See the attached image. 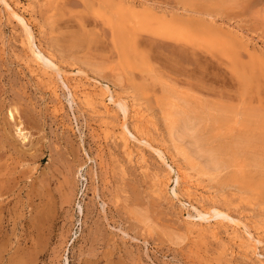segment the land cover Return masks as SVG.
Here are the masks:
<instances>
[{"label":"rangeland","instance_id":"374dc122","mask_svg":"<svg viewBox=\"0 0 264 264\" xmlns=\"http://www.w3.org/2000/svg\"><path fill=\"white\" fill-rule=\"evenodd\" d=\"M4 1L33 42L0 0V264H264V174L204 171L167 104L172 87L264 126V0H115L139 17L117 31L95 0Z\"/></svg>","mask_w":264,"mask_h":264},{"label":"bare ground","instance_id":"6f19581e","mask_svg":"<svg viewBox=\"0 0 264 264\" xmlns=\"http://www.w3.org/2000/svg\"><path fill=\"white\" fill-rule=\"evenodd\" d=\"M3 2L10 9L12 16H14V18H16L22 24V26L25 29V33L27 32L26 36H28L27 38L29 40V43L32 44L33 36L31 34V29L28 22L29 20L27 21L25 17H23L20 14V12L17 13L18 11L16 12L15 10H13L10 7V3L7 4V2H5L4 0ZM182 2H184V0ZM5 4L3 5L5 6ZM91 7L93 8V11H95V13H97L98 15L104 18L106 17L107 21L109 23H112L111 25H114L113 27H115L116 31L119 29V24L120 27L124 28L125 19L127 20L130 19L131 22H134L135 19H139V17L134 12H129L128 14L126 12L123 13L122 7L119 6V4L115 0H95V2L92 3ZM141 19L147 22V24L150 25V27L153 29L154 33L158 35L167 36L179 42H189L191 44H194L196 47L200 46L202 42L207 43L206 41L208 39L203 38L202 36V34L204 33L200 34L201 32L200 33L193 32L188 26H183L181 24L182 22L179 23L178 21L170 22L166 20H159L158 18H155L148 14L142 16ZM195 29L197 28L195 27ZM201 38L202 41H199V39ZM209 43L210 42H208V44ZM32 52L33 54H35L37 58L41 59L42 51L37 45L35 46V49ZM79 82L81 83V81ZM103 87H101L102 89L99 90L101 91L100 93L99 91L98 92L95 91L96 93H94V95L96 94L100 99L103 96V94H107L106 96L109 97V100L110 101L113 100L114 94L113 91L110 89V87L108 85H106L105 88ZM108 92H110V94H108ZM83 93L85 94V92ZM169 98L170 99L168 100L167 104L169 105L168 107H170L172 113H169L168 120H169V128L171 130L172 140L183 144V146L185 147V149H187V152L190 154V156L195 158L196 160L198 159V161L201 162L200 164H202V168L204 169V171L217 173L219 171L221 172V170H230L231 171L230 173L233 172L232 174L233 177L241 179L247 173L246 169L248 170L249 166H254L256 168H259L260 172L264 174V130L262 128L264 126L260 125L261 121H257L260 117L256 120L252 115L254 113L253 112L252 114L248 113L249 112L248 110L247 112L246 111H235L234 113L232 112L230 119V115L226 113L225 111L226 109L224 110V108H227L228 106L227 107L223 106L224 108H220V109L215 108L216 112H214L213 108L208 106L207 104L205 103L203 104L201 102L199 103L198 100L196 102L195 101L196 99L194 97L188 95L187 93L182 94V92L180 93L176 92V90L174 91L172 87H171V91L169 92ZM88 101L91 102L90 99ZM116 102L118 104L117 108L122 110L124 114H127L126 105L120 102L119 100ZM234 118H235L234 124L238 125L239 127L237 131L238 132L242 131L244 132L243 134H241L242 132L240 134L239 133L234 134L233 130H231V123L229 124V122ZM124 125L126 126V124ZM125 126H123V128ZM221 136L222 137L224 136V138L227 137L226 138L227 141L226 140L221 141L220 140ZM161 161H163V159ZM169 166H173V165H169ZM174 171L176 172L175 173L176 176H174L175 181H178V179L181 177L180 174L182 173H180V171L177 169ZM205 214H209V212H206ZM221 216H224V214L221 213Z\"/></svg>","mask_w":264,"mask_h":264}]
</instances>
